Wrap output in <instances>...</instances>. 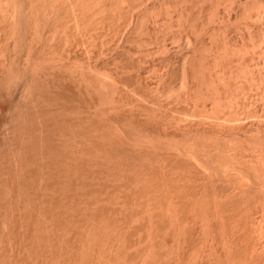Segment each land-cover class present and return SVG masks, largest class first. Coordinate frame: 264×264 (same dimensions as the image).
<instances>
[{"label":"rangeland","instance_id":"374dc122","mask_svg":"<svg viewBox=\"0 0 264 264\" xmlns=\"http://www.w3.org/2000/svg\"><path fill=\"white\" fill-rule=\"evenodd\" d=\"M0 264H264V0H0Z\"/></svg>","mask_w":264,"mask_h":264}]
</instances>
